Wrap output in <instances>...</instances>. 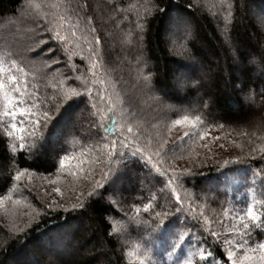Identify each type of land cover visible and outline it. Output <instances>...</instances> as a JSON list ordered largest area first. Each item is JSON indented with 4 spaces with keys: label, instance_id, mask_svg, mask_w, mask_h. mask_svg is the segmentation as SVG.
<instances>
[{
    "label": "trees",
    "instance_id": "obj_1",
    "mask_svg": "<svg viewBox=\"0 0 264 264\" xmlns=\"http://www.w3.org/2000/svg\"><path fill=\"white\" fill-rule=\"evenodd\" d=\"M36 2L44 5L41 16L46 13L53 24L60 16L65 17L63 21H59L62 24L59 30L71 41L67 47L76 53L71 63L79 69L72 75L83 73L88 77L94 97L100 92H103L105 101L109 96L112 97L115 110L107 104L100 105L106 114L102 123L108 129L102 134L109 139L119 138L122 127L126 132L124 126L126 123H132L133 131L139 135L141 143L151 139L155 144L161 139H167L165 148L168 155L175 153L183 157L174 163L192 168V176L186 188L200 197L193 206L203 204L205 215L214 221L211 224L212 230L221 233L222 236H230V232H226L225 228H231L234 223L232 216L246 207L252 195L254 194L257 200L264 201V182L259 177L253 182V171L264 168V160L260 159L259 151L256 153L250 151L252 147L258 149L259 146L264 145V100L257 95L254 102L245 104L241 94L234 90L231 77L235 73L225 58L216 20L212 17L211 11L205 7L214 0H171V3L181 7L190 2L199 5L192 11L193 47L198 56L211 62L213 67L218 66V74L207 83L199 96L192 92L179 95L170 93L164 98L163 103L159 104L151 99V95L143 88L139 71L142 65L137 64V57L146 60L147 71L155 74L157 87H166L171 83L168 69L172 67L171 61L174 59L167 49L171 47V41L177 40L178 37L163 34L157 14L147 25L141 50L139 46L127 44L125 36L129 30L136 31V23L143 22L136 19L137 10L140 11L141 16L143 10L115 11L116 7L129 9L131 5H141L145 0H88L91 5L87 12L90 23H86L82 18L83 12L76 10L77 0H36ZM164 2L167 4L169 0ZM21 3L22 0H0V57L4 59V68L10 69L11 74L19 76L20 85L25 90V95L19 98L26 101L22 106L28 107L36 103L37 98L40 102H44L46 96L53 94L51 85L61 78L59 72L65 69L63 62L52 65V68L59 69V72L50 71L46 67L48 60L59 57V52L38 56L27 54L26 48L35 46L29 32V29L35 26L25 23L27 16L19 10ZM69 4L73 7L69 8ZM27 15L30 16L31 13ZM262 16H264V0H242L233 30L236 37L241 41L253 38L264 39V33L260 30ZM93 28L95 32L91 31ZM72 31L76 32L75 37L71 36ZM97 35L103 41L98 46L102 63L95 71L96 78L104 80V84H92V74L86 71V67L90 64L88 56L91 42ZM45 47H55V45L49 42ZM7 53L13 55H4ZM12 59L23 68L22 72L10 68ZM7 74L6 72L5 75ZM253 87L257 92L259 91L258 83ZM205 101L208 102V108L203 107ZM2 106L3 101L0 100V109ZM181 115L190 117L200 115L202 122L195 124L194 127L183 124L172 125L171 121ZM251 117L252 121L245 122ZM3 119L6 121L8 118ZM95 119L100 121L99 116ZM82 124L83 127H87L86 120ZM220 124L223 125L222 128L218 127ZM186 131L191 134L184 137L183 133ZM200 132L207 133L204 139H200L198 135ZM72 133L77 138V142L68 144L63 140L49 142L38 147L33 155L29 156L27 150L16 154L10 153L9 141L0 132V186L5 185L6 177L14 171V168H28L33 174L31 181L25 177L19 182L18 187L12 190L13 199H19L20 203L13 205L10 201H5L3 207H0V242L8 240L9 229H13L14 226L24 227V223L34 214V209L44 208L54 198L59 200L60 197L53 191L54 188L59 187L65 196L71 191L69 181L72 177L68 172L76 170L78 161L76 159L66 161L65 169L57 174L59 157L63 156L65 151L72 157H79L81 151H84L85 155L82 158L87 159L91 144L88 137L82 135L81 123H77ZM242 133L246 134L242 135ZM216 137L219 139H215ZM69 139L71 140V137ZM61 148L65 151H61ZM13 155L15 160L9 161V157ZM235 157L240 158L239 163L223 165L224 160L232 161ZM57 175L59 179L55 184L42 179L43 177L56 180ZM153 182L151 176L143 177L138 167L129 164V170L121 187L125 197L121 205L109 207L104 200L92 204L82 220L73 221L72 230H57L44 236H40V230L53 222L56 214H52L51 217L42 216L39 218V229L33 224L27 236L19 234L8 241L6 254L0 250V264H108L109 260L112 264H141L142 260L143 264H152V261H155V264H173L177 258H183L189 243L194 241H191L190 237L186 238L183 248H178L169 259L166 250L161 248L151 229H146L143 224H137L135 220H129V217L136 215L130 206L140 203L141 197L144 198L143 202H147L148 189ZM8 187L10 184L0 189V195L7 194ZM205 194L207 199L204 198ZM95 199L97 198L93 197V200ZM255 208L258 213L264 211L260 204ZM199 211L197 207L196 213L198 214ZM188 215L191 217L192 214ZM139 216L147 219V214L143 213V210ZM105 217L117 222V227H124L125 231L119 243L110 240L107 236ZM181 221L184 222V214L181 215ZM194 224L196 221L189 218L183 226L190 229L193 235L200 236L202 228L199 225L193 227ZM76 225L79 227H75ZM180 226L178 222L177 230ZM253 235L255 240V232ZM208 239L211 243L212 238L208 237ZM260 239H264V235ZM26 240L29 242L26 243ZM37 243L43 244V248L38 250ZM146 251L151 260L144 257ZM223 251L224 246L221 245L219 252L223 253ZM237 251L239 254L243 253L242 250ZM216 258L221 259L219 255Z\"/></svg>",
    "mask_w": 264,
    "mask_h": 264
},
{
    "label": "snow or ice",
    "instance_id": "obj_2",
    "mask_svg": "<svg viewBox=\"0 0 264 264\" xmlns=\"http://www.w3.org/2000/svg\"><path fill=\"white\" fill-rule=\"evenodd\" d=\"M241 6L242 0H214L213 3L205 5L216 20L225 58L235 73L231 77L232 86L235 91L241 94L243 102L249 104L254 102L257 95L264 100V39L253 38L241 41L236 37L233 30L236 14ZM43 7L44 5L37 3L36 0H22L20 4V12L27 16L25 23L35 26L29 29L33 37L32 43L35 46L26 48V52L32 56L59 52V57L48 60L46 67L50 71L59 72V69H53L52 65L63 62L65 71L59 72L61 78L52 83L53 94L46 96L44 102H40L37 98L36 103L23 107L22 105L26 101L19 97L25 95V90L20 85L19 76L11 74L10 69L4 68V59L0 57V100L3 101L2 109H0V132L8 139V149L12 154L27 150L28 155L32 156L38 147L49 142L60 140H63L65 144L77 142L72 130L78 122L81 123L82 135L87 136L91 144L88 148L87 159L82 158L85 155L84 151H81L79 157H72L67 154L65 149L61 148L65 154L59 157L57 174L65 169L66 161L71 159L78 161L76 170L68 172V175L72 177L69 181L71 191L65 196L59 187L54 188L53 191L60 199L54 198L44 208L34 209V214L24 223V227L14 226L13 229H9L8 240L0 242V250L6 254L8 241L19 234L27 236L33 224L39 229V218L42 216L51 217L52 214H56L55 220L48 223L45 229L40 230V236L57 230H72L74 228L73 221L82 220L91 205L100 203L102 200L106 201L109 207L121 205L125 199L121 191L122 183L129 170V164H133L141 170L143 177L151 176L154 182L148 189L147 202H143L144 198L141 197L140 203L130 206L136 215L129 217V220H135L137 224H143L146 229H151L161 248L166 250L169 259L178 248H183L186 238L190 237L191 241H194V243H189V248L183 258H177L173 264H245V261L248 264H264V239H260L264 235V211L258 213L255 208L257 204H260L264 209V201L257 200L253 194L246 207L232 216L234 223L231 228H225V231L230 232L231 235L222 236L221 233L212 230L211 224L214 221L205 215V206L203 204L193 206L200 197L186 188V184L192 176V168L178 166L174 163L183 157L175 153L168 155L165 148L168 143L167 139H161L155 144L151 139H148L146 143H141L139 135L133 131L132 123H126L124 126L126 132L122 127L119 138L109 139L103 135L102 133H106L108 129L102 123L106 114L100 105L107 104L115 110L112 97L109 96L105 101L103 92L94 97L92 88L89 86V78L83 73L72 75L79 69L71 63L73 55L76 54L67 47L71 41L59 30L62 27L59 21H63L65 17L60 16L59 20L53 24L46 13L41 16ZM57 7L59 6L57 5ZM68 7L71 8L73 5L69 4ZM90 7L88 0H83V2L77 0L75 4L76 10L84 13L82 18L86 23L91 22L87 16ZM197 7L199 5L193 2L181 7L171 3V0L167 4L164 0H145L143 4L131 5L129 9L115 8L116 12L143 10V16L139 10L136 12L137 21L142 20L143 22L136 23L135 32L129 30L126 33L125 42L129 45L139 46L142 50L147 25L151 18H155L157 14H159L163 34L178 36L177 40L171 41V47L167 49L174 59L171 61L172 67L168 69L171 83L166 87H157L156 76L153 72L147 71L146 60L137 57V64L142 65L139 71L143 88L158 104L163 103L164 98L170 93L179 95L192 92L199 96L201 90L219 72L218 66L213 67L211 62L198 56L194 50L192 11ZM29 12L30 16L27 15ZM260 30L264 33V16L260 18ZM91 31L95 32L96 30L93 28ZM71 36L75 37L76 32L72 31ZM49 42L54 43L55 47L46 48L45 46ZM102 42L100 36H94L89 49L90 64L86 67V71L92 74V84L105 83L104 80L96 78L95 71L102 63V55L98 49ZM10 68H14L18 72L23 71L15 59L10 61ZM6 72L7 75H5ZM257 83L259 84L258 92L253 87ZM208 106V102H203L204 108H208ZM169 107L172 108L171 105ZM96 116L100 117V121L95 119ZM4 117L8 119L5 121ZM85 120L87 121L86 128L82 124ZM201 122L200 115L191 117L181 115L172 120L171 124L194 127L195 124ZM218 127L222 128L223 125L220 124ZM190 134L186 131L183 136L186 137ZM245 134L242 133V135ZM198 135L200 139H204L207 133L200 132ZM179 139L182 140L183 137H179ZM215 139H219V137ZM203 147H207V145H203ZM250 151L252 153L259 151L260 159L264 160V145L259 146L258 149L252 147ZM12 160H15L14 155L9 157V161ZM239 162L240 158L235 157L232 161L224 160L223 165ZM25 177L29 181L33 178V174L28 168H14V171H11V174L6 177L5 185L0 186V189H3L10 184L7 194L0 195V207H3L5 201H10L13 205L20 203L19 199H13L12 190L16 189L19 182H22ZM257 177L264 182V168L253 171V182ZM42 179H47L49 183L55 184L59 175L56 180L43 177ZM141 183L143 185V180ZM77 188L80 190L76 191ZM93 197L97 199L93 200ZM204 198L207 199L206 194ZM197 207L200 209L198 214L196 213ZM141 210L147 214V219L140 218ZM189 213L192 214L191 217H189ZM182 214H184V222L191 218L196 221L193 227L199 225L202 228L200 236L193 235L190 229L183 226ZM178 222L181 226L177 230ZM104 223L108 229L107 236L110 240L119 243L125 231L124 227H117V222L109 220L107 217L104 218ZM75 227H79V225ZM208 237L212 238L211 243H209ZM221 245L224 246L223 253L219 252ZM36 248L42 249L43 244L37 243ZM168 249L170 251H167ZM237 250H242L243 255L241 256ZM217 255L221 259L218 260ZM144 257L151 260L147 251L144 253ZM108 264H112V261L109 260ZM141 264H143V260ZM152 264H155V261H152Z\"/></svg>",
    "mask_w": 264,
    "mask_h": 264
},
{
    "label": "rangeland",
    "instance_id": "obj_3",
    "mask_svg": "<svg viewBox=\"0 0 264 264\" xmlns=\"http://www.w3.org/2000/svg\"><path fill=\"white\" fill-rule=\"evenodd\" d=\"M171 37H178L177 35H172L171 34ZM261 117V116H260ZM253 119H252V117L251 118H249V120H246L245 122H248V121H252ZM241 256L243 255V253H241L240 254ZM245 264H248V262L247 261H245Z\"/></svg>",
    "mask_w": 264,
    "mask_h": 264
}]
</instances>
